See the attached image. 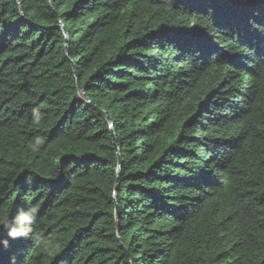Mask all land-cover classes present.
I'll return each instance as SVG.
<instances>
[{
	"label": "trees",
	"instance_id": "1",
	"mask_svg": "<svg viewBox=\"0 0 264 264\" xmlns=\"http://www.w3.org/2000/svg\"><path fill=\"white\" fill-rule=\"evenodd\" d=\"M0 264H264V0H0Z\"/></svg>",
	"mask_w": 264,
	"mask_h": 264
},
{
	"label": "water",
	"instance_id": "2",
	"mask_svg": "<svg viewBox=\"0 0 264 264\" xmlns=\"http://www.w3.org/2000/svg\"><path fill=\"white\" fill-rule=\"evenodd\" d=\"M60 28H62V26L60 25L59 26ZM64 36L66 38V32L64 31ZM71 68L74 72V76L76 78V86H77V89L79 91V95L80 97L83 99V101H85L89 106L93 107V105L91 104L90 100L87 98V96L85 95L83 89L80 87L79 85V82H78V78H77V75H76V72H75V68H74V65L73 63H71ZM93 109L101 116L103 117L107 123L109 124V128H110V133L112 135V138H113V149L117 155V170H116V174H117V178L120 176V171H121V158H120V155H119V151H118V148H117V145H116V142H115V139H114V134H113V123H112V120L103 112L101 111L100 109H98L97 107H93ZM118 190H119V181H117L116 185H115V195H117L118 193ZM118 214H119V211H118V207L117 205L115 206V220L118 218ZM116 228H118V224L116 223ZM118 230H117V234H118Z\"/></svg>",
	"mask_w": 264,
	"mask_h": 264
},
{
	"label": "clouds",
	"instance_id": "3",
	"mask_svg": "<svg viewBox=\"0 0 264 264\" xmlns=\"http://www.w3.org/2000/svg\"><path fill=\"white\" fill-rule=\"evenodd\" d=\"M38 211V209L36 208H30L29 209V212H24V211H21L19 214H18V219L20 221H26L28 220L29 218V213H36ZM26 235V233L24 232L23 228H20V227H17V228H12L10 231H9V236L12 237V238H17V237H20V236H24Z\"/></svg>",
	"mask_w": 264,
	"mask_h": 264
}]
</instances>
